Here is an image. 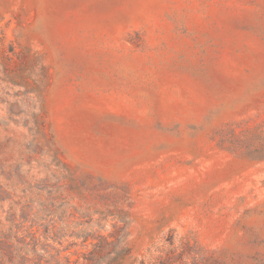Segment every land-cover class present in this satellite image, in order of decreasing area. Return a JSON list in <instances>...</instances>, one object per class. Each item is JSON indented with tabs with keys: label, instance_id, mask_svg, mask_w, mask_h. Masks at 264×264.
<instances>
[{
	"label": "rangeland",
	"instance_id": "rangeland-1",
	"mask_svg": "<svg viewBox=\"0 0 264 264\" xmlns=\"http://www.w3.org/2000/svg\"><path fill=\"white\" fill-rule=\"evenodd\" d=\"M264 264V0H0V264Z\"/></svg>",
	"mask_w": 264,
	"mask_h": 264
},
{
	"label": "trees",
	"instance_id": "trees-1",
	"mask_svg": "<svg viewBox=\"0 0 264 264\" xmlns=\"http://www.w3.org/2000/svg\"><path fill=\"white\" fill-rule=\"evenodd\" d=\"M115 244L113 241H110L109 239L103 238L101 241H99L97 244H95V250L92 252L91 257L87 258V264H97V257L99 254L102 253V251L106 248V246Z\"/></svg>",
	"mask_w": 264,
	"mask_h": 264
}]
</instances>
